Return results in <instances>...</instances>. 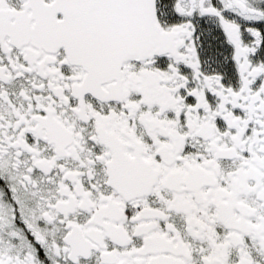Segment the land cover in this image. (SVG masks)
I'll return each instance as SVG.
<instances>
[{
	"label": "snow or ice",
	"instance_id": "6c2138e0",
	"mask_svg": "<svg viewBox=\"0 0 264 264\" xmlns=\"http://www.w3.org/2000/svg\"><path fill=\"white\" fill-rule=\"evenodd\" d=\"M0 264H264V0H0Z\"/></svg>",
	"mask_w": 264,
	"mask_h": 264
}]
</instances>
